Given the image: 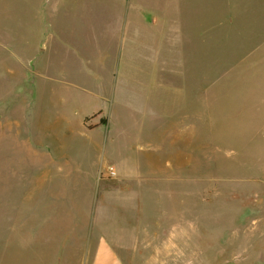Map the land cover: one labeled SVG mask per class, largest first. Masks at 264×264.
Returning a JSON list of instances; mask_svg holds the SVG:
<instances>
[{"label": "rangeland", "instance_id": "374dc122", "mask_svg": "<svg viewBox=\"0 0 264 264\" xmlns=\"http://www.w3.org/2000/svg\"><path fill=\"white\" fill-rule=\"evenodd\" d=\"M54 4L0 0V236H41L43 255L64 236H192L202 264L259 249L264 49L197 37L147 63L114 28L116 0ZM112 167L138 175L133 209L100 206Z\"/></svg>", "mask_w": 264, "mask_h": 264}, {"label": "crops", "instance_id": "0c3cea01", "mask_svg": "<svg viewBox=\"0 0 264 264\" xmlns=\"http://www.w3.org/2000/svg\"><path fill=\"white\" fill-rule=\"evenodd\" d=\"M56 1L53 6L56 5ZM70 1L67 0V5ZM153 1L155 5L152 6L150 0H116L117 12L114 19V28L120 34L123 30L130 34V45L135 49L132 54L147 63H156V60L161 59V50L168 56L166 61L175 59L169 55H172L175 50H181L183 47L181 41L197 37H203L206 40L218 38V36L228 40L234 38L247 41L249 48L254 50L258 48L259 52L264 49V0ZM55 13L57 14L56 11ZM40 16L39 13L35 17ZM146 39L148 41H145ZM154 40V45L150 44ZM36 51L37 47L33 50L34 54ZM252 52L247 58L252 56L254 53ZM19 59L22 60V58ZM180 61L178 57V60L174 62L180 63ZM259 63H264V57L260 56ZM162 123L159 121L160 126L156 128L163 127ZM168 123L171 125V122ZM175 125L174 123L171 126ZM163 141L164 138L161 139L162 143ZM182 164L185 165V161ZM115 172L116 178H109L105 174L99 178L100 206L101 203L105 206L107 203L117 202L122 203L123 206L128 204V209H133L132 201L138 196L135 180L139 179L138 175L131 171L116 170ZM70 175L67 172L64 177L69 178ZM80 177V175L74 176V180L70 181L74 194L80 187L86 186ZM92 177L95 178L94 173L89 179ZM111 183L114 185L112 186ZM132 215V218L136 219L137 216ZM128 221L130 222L131 219ZM256 239L254 241L260 242L259 249L255 248L256 245L249 246L248 243L242 248L236 244L239 251L243 248L245 251L238 255L240 259L234 264H264V236H258ZM82 240L79 236H64L60 241L55 239L50 250L45 251V255L50 254V260L43 262L42 256L45 255L42 254V249H34L40 246L43 237L0 236V264H202V257L208 256L210 252L203 250L201 243L197 244L192 236L139 238V236H131L130 233L129 236H87L86 245ZM231 240L233 241V237ZM251 240L253 241L252 238ZM139 241L142 245L138 244ZM27 246L33 249L26 250ZM84 246L87 249L81 250ZM221 256L228 255L221 254Z\"/></svg>", "mask_w": 264, "mask_h": 264}, {"label": "built area", "instance_id": "2783aa9c", "mask_svg": "<svg viewBox=\"0 0 264 264\" xmlns=\"http://www.w3.org/2000/svg\"><path fill=\"white\" fill-rule=\"evenodd\" d=\"M107 173H108V175H109L110 177H115V175H116V172H115L114 169H110Z\"/></svg>", "mask_w": 264, "mask_h": 264}]
</instances>
